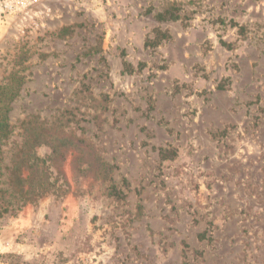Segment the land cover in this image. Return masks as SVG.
Instances as JSON below:
<instances>
[{
    "label": "rangeland",
    "instance_id": "rangeland-1",
    "mask_svg": "<svg viewBox=\"0 0 264 264\" xmlns=\"http://www.w3.org/2000/svg\"><path fill=\"white\" fill-rule=\"evenodd\" d=\"M13 74L0 264H264V0H0ZM33 157L54 188L21 205Z\"/></svg>",
    "mask_w": 264,
    "mask_h": 264
},
{
    "label": "trees",
    "instance_id": "trees-1",
    "mask_svg": "<svg viewBox=\"0 0 264 264\" xmlns=\"http://www.w3.org/2000/svg\"><path fill=\"white\" fill-rule=\"evenodd\" d=\"M177 11V7L171 5L155 13L154 19L159 23L178 20L180 16ZM151 33L152 35L145 39L144 47L155 48L161 42L170 38L169 32L158 26L153 28ZM141 68L142 64H138L136 70H140ZM134 70L135 67L133 65L124 60L122 61L123 73L130 74ZM11 78L9 85L0 87V144L9 133L8 112L10 110V103L18 93L19 85L22 83V78L16 74H13ZM57 148H59L58 145L53 146V153ZM158 155L161 160L170 159L174 157L175 151L159 148ZM45 163L44 159L33 157L32 159L24 158L20 164L15 165L10 184L18 195V201L21 202V205L35 202L37 199L52 192L54 184L48 178V166H45ZM23 171L27 173L25 177L22 176ZM111 192L115 194V188H112Z\"/></svg>",
    "mask_w": 264,
    "mask_h": 264
}]
</instances>
